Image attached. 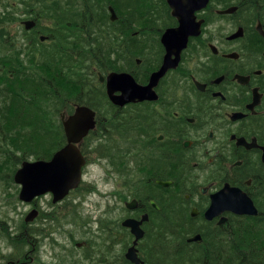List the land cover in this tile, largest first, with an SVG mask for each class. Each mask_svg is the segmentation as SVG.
Listing matches in <instances>:
<instances>
[{"label": "flooded vegetation", "instance_id": "af4514ba", "mask_svg": "<svg viewBox=\"0 0 264 264\" xmlns=\"http://www.w3.org/2000/svg\"><path fill=\"white\" fill-rule=\"evenodd\" d=\"M97 2L79 0L58 6L63 18L69 16L67 10L77 12L75 27H64L65 37L75 39L84 26L101 23L94 12ZM123 10L127 12L128 6ZM170 15L162 32L179 25L171 11ZM195 17L201 22L200 31L188 37L177 65L168 68L152 86L149 98L122 105L107 93V74L125 72L146 87L152 73L163 65L166 49L162 32L155 39V48L138 30L133 33L139 37L133 40L128 14L117 24L107 21L119 26L117 34L125 39L122 51L118 47L109 51L114 56H110L112 65L118 68L106 67L104 80L99 79V71L96 73L104 86L100 98L110 109L105 120L98 97L91 95L96 119L93 132H104L111 146L112 165L129 172H113L107 194L108 245L112 249L121 241L124 254L134 246L145 264H150L151 252L155 263H161L158 253L163 245L175 247V252L186 250L195 264H211L205 254L210 252L264 253V0H209L195 11ZM18 22L12 24L15 28L9 36L22 41L24 51L39 49L32 41L41 35L46 36L44 43L52 44L57 33L53 29L62 28L61 23L48 21L52 25L44 30H24L23 20ZM139 28L141 32L147 29L145 24ZM95 45L92 59L98 61ZM43 48L47 52L50 45ZM121 94L117 89L112 93ZM143 217L139 224L142 236L135 243L131 228L123 222ZM94 254L86 256L89 264L96 263ZM123 258L124 264H133ZM66 259L72 260L71 264L79 262L74 254H65ZM114 263L115 256L108 261Z\"/></svg>", "mask_w": 264, "mask_h": 264}, {"label": "rangeland", "instance_id": "374dc122", "mask_svg": "<svg viewBox=\"0 0 264 264\" xmlns=\"http://www.w3.org/2000/svg\"><path fill=\"white\" fill-rule=\"evenodd\" d=\"M50 1H59L61 6L79 2V0ZM25 3L26 0H0V28L3 32L2 37H0V58L6 57L4 51L10 48L18 54L21 60L24 61L26 59L25 54L27 51L22 50L24 43L20 40L14 41L9 37V33L11 34V30L15 28L12 24L17 23L19 25L18 21L21 19L34 16L31 12L35 10V5L32 6L30 4V7L34 10L28 11L22 6H29V4ZM50 5L47 6L49 7ZM98 5L94 12L97 11L96 16L100 18L101 23L92 22L84 26L79 34H75V40H79V42L88 40L96 43V47H99L98 44L101 43L104 50L115 52L113 47L123 46L122 41L125 36L120 37L117 34L119 26H111L107 22L110 15L107 8L108 4L98 3ZM149 8L152 19L156 22L143 32H141V28L137 30L140 32L139 35L141 37L147 36L150 39L149 44L155 48V39L162 32L163 25L166 23L169 25L171 15L165 0H148L145 10L147 11ZM48 21L51 20L46 17L42 23H39L38 28L44 30L50 27L52 24ZM114 24H117V22ZM41 44L43 46L39 44L40 48L44 47V45H51L49 41ZM62 48L68 52L75 53L77 56L76 51L66 49V43L62 44ZM104 50L102 51L103 53ZM96 52L98 53V48ZM133 55L140 56L139 53H134ZM99 58V62L92 60L91 67H95L94 72H87V64L82 65L79 69L83 75L88 74L85 77V85H80L79 87L83 91V98L96 94L98 97L96 99L97 105L105 120L109 116L107 113L108 111L110 113V109L107 108V104L105 106L102 103V98H100L101 93H104V86L98 81L96 73L100 71L103 74H107L108 72L105 69L106 64L102 54H99ZM112 59H114V56H112ZM87 89H90L89 94L84 93ZM64 92H66L65 89ZM73 109L72 100L67 99L61 110L54 115V124L60 125L61 129V116L71 114ZM100 131L92 132L81 142L87 163L83 168L82 182L76 193L69 195L56 204L51 202L52 197L50 194L38 197L35 199V206L40 211L39 216L33 222L25 224L24 217L34 205L33 202L24 203L18 198L19 185L14 182L13 176L23 160H34V157L32 155L23 156L19 151H16L8 140L3 139L0 129V225L2 224L3 227L0 229V264H7L10 260L30 258L33 259L31 264H71L72 260H63L65 254L76 255L77 260H79L77 264H89L83 256L84 254L89 255L91 252L95 253L94 263L108 264V261L115 256L114 264H120L119 257L124 255L125 245L119 241L111 249L107 240V224L110 220L107 213V194L110 190L114 173L127 175L129 172L125 171L127 170L125 168H118L112 165L109 158L111 146H109L104 132ZM63 138L65 141V136ZM8 154L13 156V160H7L6 156ZM114 217L117 218L119 216L115 214ZM122 218L120 217V219ZM164 222L165 220L163 224ZM20 236L22 237V242L19 239ZM115 236L117 240L120 239L118 234H115ZM183 241L185 242V238ZM77 243L86 245L84 248H79L76 245ZM160 250L162 248H159ZM235 254L238 262L245 261L248 263L252 258L256 261V258L250 252H236ZM240 258L242 261H240Z\"/></svg>", "mask_w": 264, "mask_h": 264}, {"label": "trees", "instance_id": "16d2710c", "mask_svg": "<svg viewBox=\"0 0 264 264\" xmlns=\"http://www.w3.org/2000/svg\"><path fill=\"white\" fill-rule=\"evenodd\" d=\"M106 2L114 7L120 18L123 19L126 14L129 15L131 32L142 27L143 24L145 27H151L156 22L152 19L150 8L145 10L148 0L98 1V3ZM25 4L40 7L31 12L37 14L38 22L41 23L48 17L52 22L61 23L63 28L53 29L57 32L56 39L47 52L43 47L40 50H33L28 54L27 61L18 57L13 59L14 54L11 52L6 57L0 58V66L3 69L2 72L0 71V129L3 139L8 140L21 155H32L34 159H49L53 152L64 143L60 125L54 124V115L61 110L67 99L74 102L91 103V96L83 98V91L79 87L85 85V77L88 74L83 75L79 69L82 65L87 64V72H93L91 63L94 43L90 41L79 42V40L69 37H66L65 40L64 27L71 26L74 28L78 18L74 14L77 12L73 13L69 10H67L69 16L63 18L58 8L59 1L26 0ZM49 4L51 5L48 7ZM44 6L47 7L43 8ZM123 6H128L127 12H124ZM131 36L133 40H136L138 35L131 33ZM63 43H66V49L76 51L77 56L75 53L63 49ZM98 45V54H102L104 57L106 67L109 69L118 68L111 63L110 50H104L101 43ZM121 46L116 47H119L120 50ZM103 50L106 55L102 52ZM37 53L39 54L37 55ZM15 54L18 56L17 53ZM99 61L100 58H98ZM89 91L90 89H87L84 93ZM6 158L13 160V156L10 154ZM1 228H3L2 224L0 225ZM19 239L22 242L21 236ZM174 248L162 246V250L158 253L159 260L161 257L160 264H174L176 258L179 257L184 260L183 264H195L190 259L191 254L189 252L184 249L181 252H175ZM200 253L196 254L199 255ZM205 254L210 256L211 264H264V253H252L256 261L252 258L248 263L236 261L234 252ZM148 257L150 264H156L154 252L148 253ZM124 262L122 255L119 257V263L124 264Z\"/></svg>", "mask_w": 264, "mask_h": 264}, {"label": "water", "instance_id": "95a60500", "mask_svg": "<svg viewBox=\"0 0 264 264\" xmlns=\"http://www.w3.org/2000/svg\"><path fill=\"white\" fill-rule=\"evenodd\" d=\"M173 16H176L179 25L175 28H167L161 35L166 54L163 65L152 73L150 83L146 87L138 85L128 73L112 72L108 74L106 85L109 97L116 104H124L146 97L149 98V90L170 67H175L180 58V52L186 47L188 37L197 35L200 31V21H196L195 11L203 8L208 0H166ZM110 19L116 20L113 8L109 7ZM33 20H25L26 29L34 26ZM44 36H41V40ZM174 55L173 58L171 56ZM103 80V77L100 76ZM122 91L120 96H113L115 90ZM146 90V92H145ZM95 112L86 105H77L74 112L67 117L61 116L62 126L66 137V144L56 150L50 159L24 160L14 173L15 183L20 185L19 199L31 202L36 196L45 193L52 194V202L62 200L70 189L76 188L82 177V167L86 159L78 148L80 141L95 126ZM167 185L168 182L160 181ZM38 215L36 208L31 209L24 218L26 223L31 222ZM145 219V217L143 218ZM142 219V220H143ZM134 219H126L123 225L131 228L136 241L142 236L139 224L142 222ZM196 238H190L193 240ZM125 257L133 264H143L138 257L136 248L131 246L125 253ZM7 264H20L12 261Z\"/></svg>", "mask_w": 264, "mask_h": 264}, {"label": "bare ground", "instance_id": "6f19581e", "mask_svg": "<svg viewBox=\"0 0 264 264\" xmlns=\"http://www.w3.org/2000/svg\"><path fill=\"white\" fill-rule=\"evenodd\" d=\"M180 260V261H179ZM178 260V258H176V262L174 264H183V259L180 257ZM179 261V262H178Z\"/></svg>", "mask_w": 264, "mask_h": 264}]
</instances>
